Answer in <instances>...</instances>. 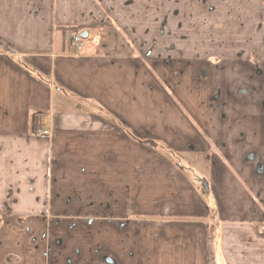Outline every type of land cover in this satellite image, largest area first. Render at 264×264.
Listing matches in <instances>:
<instances>
[{
	"label": "crops",
	"instance_id": "obj_1",
	"mask_svg": "<svg viewBox=\"0 0 264 264\" xmlns=\"http://www.w3.org/2000/svg\"><path fill=\"white\" fill-rule=\"evenodd\" d=\"M0 264H264V0H0Z\"/></svg>",
	"mask_w": 264,
	"mask_h": 264
},
{
	"label": "rangeland",
	"instance_id": "obj_2",
	"mask_svg": "<svg viewBox=\"0 0 264 264\" xmlns=\"http://www.w3.org/2000/svg\"><path fill=\"white\" fill-rule=\"evenodd\" d=\"M69 33H71V32H69ZM92 33H93V35L95 36V35H97V34H99L98 33V30H94V31H92ZM69 35V34H68ZM67 35V36H68ZM70 40V39H69ZM84 41H85V43H84ZM81 42H82V47H81V50H79V52L81 51H88L89 50V48H87V49H85V45H88L89 46V42L87 41V40H81ZM70 44H71V42H69ZM71 46H72V44H71ZM141 145H143V146H146V147H149V148H155L156 150H159V152L161 153V154H163V155H169V152H168V150H167V148L162 144V143H153V142H150V141H148V139L147 138H144V137H141L140 138V142H139ZM154 146V147H153ZM180 154H176L175 155V157H171L172 158V161L174 160V161H176V160H178L179 158H180V156H179ZM173 161V162H174ZM140 216L142 217V218H146L147 216L145 215V214H140ZM144 222H145V220H144ZM261 229V228H260ZM262 230V229H261Z\"/></svg>",
	"mask_w": 264,
	"mask_h": 264
},
{
	"label": "built area",
	"instance_id": "obj_3",
	"mask_svg": "<svg viewBox=\"0 0 264 264\" xmlns=\"http://www.w3.org/2000/svg\"><path fill=\"white\" fill-rule=\"evenodd\" d=\"M69 39H70V42L72 44V46L77 50H81V47H82V38L80 37V35L74 33V32H71L69 33ZM38 136H49L50 134V131L46 128H42L40 129L37 133H36Z\"/></svg>",
	"mask_w": 264,
	"mask_h": 264
},
{
	"label": "trees",
	"instance_id": "obj_4",
	"mask_svg": "<svg viewBox=\"0 0 264 264\" xmlns=\"http://www.w3.org/2000/svg\"><path fill=\"white\" fill-rule=\"evenodd\" d=\"M70 32H74L78 35H80V37L84 40L87 39V36H83L84 34V30L81 27H71L69 29H67ZM86 31V30H85ZM41 116V113H32L30 116V120H31V124H32V130L36 131V129L38 128L39 125H36L35 122L37 120L38 117Z\"/></svg>",
	"mask_w": 264,
	"mask_h": 264
}]
</instances>
